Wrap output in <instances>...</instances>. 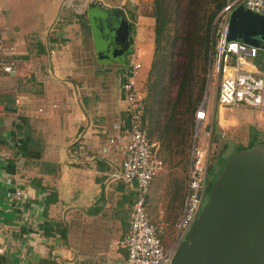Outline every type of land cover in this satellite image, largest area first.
<instances>
[{"label":"crops","instance_id":"obj_1","mask_svg":"<svg viewBox=\"0 0 264 264\" xmlns=\"http://www.w3.org/2000/svg\"><path fill=\"white\" fill-rule=\"evenodd\" d=\"M45 1L48 0H0V227L9 230L0 239L5 247L0 263L19 264L25 259L26 264H114L123 255L127 259L124 240L128 222L124 227L126 231L122 233L115 222L113 225L104 222L107 219L113 222L121 213L118 193L113 190L111 199L105 202L98 196V202L92 205L87 189L97 191L98 186L108 185L111 180L119 178L110 177L111 173L119 170L113 163L115 158L112 159L116 153L104 154L99 149L106 142L113 124L125 119L121 84L133 62H139L142 68V62L137 59L140 47L133 51L134 60L123 66L119 90L122 106L113 121L107 118L105 112L101 115L95 113L101 110L95 98L89 97L88 101L85 97L87 105L77 98L78 85L70 77V72L61 68L57 48L52 47L47 53L44 43L37 41V45L35 42L37 55L46 58L50 54L56 55L60 66L55 72L47 65L48 74L41 81L46 82L51 72L56 80L66 83L62 89L56 86L47 88L37 84L34 77L26 78L22 73L18 76V72L22 71L16 68L12 72H4L3 64L13 59L10 57L7 60L3 56L6 53L5 39H20L10 46L11 50L16 46L18 49L23 39H38L40 24L47 27L48 36L52 31L50 18L44 23L40 21L46 18ZM69 1L73 0H68V4ZM61 28L55 30L50 38L59 47L60 40L67 39L64 28ZM46 38L41 36V39ZM143 42L146 43L143 44L145 48L140 51L144 49V53H148L146 50L150 48V41L144 39ZM73 53L70 51L67 54ZM151 58L150 55L146 72L150 69ZM97 76H88L95 84H89L90 87L100 85ZM55 92H61L64 96L67 94V97L62 98L59 104L51 103L45 95H54ZM69 95L72 96L73 105L67 102ZM35 105L37 109H34ZM71 106H77L78 110H71ZM48 107L60 109L54 112ZM69 109L71 112H68ZM116 155L122 157L121 154ZM154 155H157L156 149ZM165 186V182H162L158 188L159 202L166 197ZM15 187L21 189L25 197L19 204L7 201ZM126 187L128 203L124 202L123 207L127 205L130 215L133 190L129 185ZM80 196L84 205L73 204ZM149 217L156 225L174 226L172 215H168V211L159 203ZM120 245L124 248L123 255L118 252ZM87 256H92L93 260L87 259Z\"/></svg>","mask_w":264,"mask_h":264},{"label":"rangeland","instance_id":"obj_2","mask_svg":"<svg viewBox=\"0 0 264 264\" xmlns=\"http://www.w3.org/2000/svg\"><path fill=\"white\" fill-rule=\"evenodd\" d=\"M167 1L174 3L176 0ZM220 1L222 0H201L200 8L202 13L199 18L200 33L203 34L205 31L206 16L214 10V7ZM69 2L70 4H68V0H54V3L53 0L45 1L43 5L47 9L45 15L46 18H42L40 21L44 23L47 18L51 19L52 31L49 36L47 34V27L40 24V21H37V23L40 24V27L37 29L39 33V35H37L38 39H34L33 41L32 39H23V42L19 44L18 49H16V46L12 50L10 49V46H14V42L20 39H5L6 53L3 54V56L4 58L6 57L7 60L10 57L14 59H12L14 62V68L22 71H17L18 76L22 73L26 78L33 79L34 77L37 84L44 85L47 88H54V86H56V88L62 89L66 86V83L56 80L51 72L49 73L48 78H50L52 83H50L48 78L46 82L41 81L45 80V76L48 74L46 71L47 65L50 68L52 67V69L54 68L55 72L56 70L58 71L60 68L57 63L58 57L61 68L69 71L70 77H72L78 85L79 89L77 98L82 100L83 104L86 105V99L89 101V97L93 100L95 98V101L97 102H94L97 103L98 107L101 105V110L98 109L95 113L97 112L101 115L105 112L108 116L107 118H109L110 121H113L117 118L118 111L122 106L120 105L119 90L121 89L120 83L122 81V73H124L123 66L134 60L133 51L136 50L138 46L140 47V50L145 48L143 47V44L146 43H144L143 40L149 39L150 48L148 51L146 50L148 53H144V49L143 51L139 50L137 53V59L142 62V68H140L139 71V79L136 81V88L144 103L143 120L146 134L151 142H155L154 148L156 149V157L162 160L163 165L156 171L149 185V189L145 195V207L148 214H151L155 211L159 203L168 211V215H172L175 222L178 219L183 206L187 183L186 173L190 163V150L196 139L194 134L197 126L194 122L192 127L189 128V133L191 134L186 143H182L180 135L172 136L171 134V140L161 137V123L159 124L151 121L149 114L146 111L147 106L151 104V101L148 98V86L149 82L154 78V75H152L154 70L151 66L147 72L146 69L149 66L150 55L152 57L151 62L156 59L159 61L158 66H156L159 68L161 58L165 59L166 67L173 56L177 58L179 53H181L180 50L182 44L180 35H182L184 29H186L189 20H192V16H190L191 13L187 16L188 10L185 6L186 0H181V8L178 13L174 12L176 14H170L168 39H162L160 48H157L154 39V0H73ZM107 11H110V18ZM106 14L108 16H106ZM110 23L115 30H118V34L124 32L126 28L132 29V32L130 33V38L133 41L132 47L130 50L128 49L129 51L124 54L123 58H120V55L113 51H105V48H103L104 46H102L106 40L104 36L112 35V28H109ZM61 27L64 28L65 38L67 37V39H61L59 47L52 43V39L50 38L53 32ZM176 33L179 35V38L174 39V34ZM41 36H45V38L48 37L46 39H41ZM37 41L39 43H44L47 53L50 52L52 47L57 48V57L53 54H50L48 58L43 55H37V52L35 51V42ZM38 42L37 45L39 44ZM111 45L116 47V43L114 42H112ZM163 46L165 49H162ZM255 46L259 48L260 56L254 58L252 62L255 65L261 63L264 66V49L260 48L258 45ZM70 51L75 53H73V55L67 54ZM121 59L123 60V62H121L123 64L120 67L119 62ZM196 66V72L199 76L197 82L199 81L200 76H205L201 102L206 99L209 103L206 127L200 129V134L197 139L200 141V137L202 138L204 136L208 142L207 169L212 168L211 174L208 173V183L211 185V179L216 176L226 160L238 151L237 149L239 147L243 149L250 147V145H264V109L243 106L220 107L215 102L218 78L211 69L209 57L204 61V58H200L199 55L197 57ZM59 72L62 74L61 69ZM92 75H98L97 77L100 82V85L95 88L93 87L95 86L94 81H90L88 77ZM92 78L95 79V77ZM164 79H167L166 75L164 76ZM89 84L94 85L90 87ZM195 87H198V85H195ZM66 95L64 96L61 92H55L54 95L49 96L47 93L45 96L50 99L51 103L55 102L59 104V101H61L62 98L67 97ZM71 97V95L68 96L67 102L73 105ZM48 108H51L54 112H58L60 109V107L55 109L52 107ZM69 108L71 110H78L77 106H71ZM34 109H37L36 105ZM153 109L156 111V106H154ZM71 110L68 112H71ZM113 158H115L113 163L120 171L122 157L114 154L112 155V159ZM111 171L112 169L109 170V173H111ZM162 182H165L166 185V197H162L159 202L158 188ZM127 185L124 184V181L121 178H116V180H111L108 185L102 184L98 186L97 191H93V188L87 189L88 193H90V196L88 197L90 198L92 205H94L95 202H98L96 201L98 196H101L102 202H105V200L109 201L111 199L112 191H117L119 199L118 203L121 205L119 208L121 213L117 215V219H113V222L110 219H107L104 222L109 223L110 225H113L115 222L119 228L118 231L121 233L126 231V228L124 227L127 225L129 217L127 205L125 204L123 207L124 202L128 203ZM206 201L207 198L202 204L198 215ZM73 204L83 206V197L80 196V198ZM157 226L161 230L159 237L163 244L168 247L174 241L176 236L174 226L163 225L160 223H157ZM120 247L121 248L118 252L123 255L124 248L122 245H120ZM115 253L117 252L115 251ZM87 257V259L93 260L91 258L92 256ZM88 262L91 261L88 260ZM116 262H118V264H128L126 256L124 257V255L117 258L116 261H114V264H116Z\"/></svg>","mask_w":264,"mask_h":264},{"label":"built area","instance_id":"obj_3","mask_svg":"<svg viewBox=\"0 0 264 264\" xmlns=\"http://www.w3.org/2000/svg\"><path fill=\"white\" fill-rule=\"evenodd\" d=\"M238 5L264 15V0H225L215 13L210 25L211 47L209 63L217 75L215 102L220 107L243 106L264 109V66L252 62L260 56L257 46L237 39H229V17ZM139 62H133L121 88L124 92L125 119L113 124V129L99 152L122 155L121 170L110 174L119 177L133 190V200L125 237L128 264H170L178 246L187 238V233L198 216L208 192V142L204 136L197 139L200 129L206 127L209 103L199 104L194 119L197 126L196 138L190 150L186 191L178 219L174 222L176 236L166 247L159 237L161 230L153 223L145 207V195L162 160L157 158L152 143L144 129V103L136 88ZM4 72L14 70V62L3 64ZM21 189L15 187L7 201L19 204L24 199ZM9 230L0 227V239ZM5 247L0 243V258ZM26 260L19 264H26ZM1 264V263H0Z\"/></svg>","mask_w":264,"mask_h":264},{"label":"water","instance_id":"obj_4","mask_svg":"<svg viewBox=\"0 0 264 264\" xmlns=\"http://www.w3.org/2000/svg\"><path fill=\"white\" fill-rule=\"evenodd\" d=\"M228 28L229 39L264 49V15L238 5ZM206 198L170 264H264V145L232 154Z\"/></svg>","mask_w":264,"mask_h":264},{"label":"trees","instance_id":"obj_5","mask_svg":"<svg viewBox=\"0 0 264 264\" xmlns=\"http://www.w3.org/2000/svg\"><path fill=\"white\" fill-rule=\"evenodd\" d=\"M185 3L189 11V13L187 11V16L191 13L192 20H189L186 29L180 35L181 53L177 58L173 56L166 67L163 58H161L159 68L156 67L159 62L157 59L151 62L154 78L149 82L148 98L151 104L147 106L146 110L151 121L161 123V137L171 140L173 135H180L182 143H186L191 134L189 128L195 122L194 113L201 102L205 84V76H200L197 82L199 77L196 72L197 57L200 55V58H204V61L209 57L211 20L225 3V0L218 2L214 10L206 16L203 34L200 33L199 26V18L202 13L201 0H186ZM180 8L181 0H176L174 3L167 0H154V39L157 48H160L162 39H168L170 14L178 13ZM177 38H179V35L176 33L174 39ZM162 49H165V47L163 46ZM165 75L167 76L166 80L164 79ZM195 85H198V87H195ZM154 106H156V111L153 109ZM171 134L172 136H170ZM239 149L241 148L239 147L237 150ZM211 172L212 168L208 169V173L211 174ZM216 176L211 180L213 181Z\"/></svg>","mask_w":264,"mask_h":264},{"label":"flooded vegetation","instance_id":"obj_6","mask_svg":"<svg viewBox=\"0 0 264 264\" xmlns=\"http://www.w3.org/2000/svg\"><path fill=\"white\" fill-rule=\"evenodd\" d=\"M114 11V10H113ZM109 14L110 11H107ZM106 14V16H108ZM109 18H110V14H109ZM112 28L111 32H112V35H106V37L104 36V38L106 39L103 43L102 46H104L103 48H105L104 50L105 51H113L114 53H118V55H120V58H123L124 54L126 52H128L130 50V48L132 47V39L130 38V33L132 32V29L131 28H126L124 30V32L118 34V30H115L113 28V25H109V28ZM118 29V28H117ZM108 37V38H107ZM108 39V40H107ZM112 42L116 43V47H114L112 44ZM119 45H118V44ZM122 44V45H121ZM129 49V50H128ZM123 60L121 59V61L119 62V66L121 67L122 66V62ZM119 69V68H118Z\"/></svg>","mask_w":264,"mask_h":264}]
</instances>
